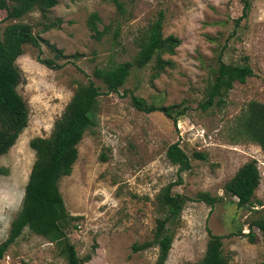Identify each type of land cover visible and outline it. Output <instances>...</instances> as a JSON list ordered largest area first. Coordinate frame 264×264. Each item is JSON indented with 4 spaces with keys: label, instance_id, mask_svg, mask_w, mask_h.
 <instances>
[{
    "label": "rangeland",
    "instance_id": "obj_1",
    "mask_svg": "<svg viewBox=\"0 0 264 264\" xmlns=\"http://www.w3.org/2000/svg\"><path fill=\"white\" fill-rule=\"evenodd\" d=\"M58 0L46 18L37 10L20 19H8L0 10V35L10 23L30 25L39 38L37 49L25 45L16 64L21 73L18 92L29 108V121L16 143L0 156V242L21 208L35 154L34 137L50 134L78 84L92 80L95 67L130 61L137 51L134 38L162 10V35H175L180 44L172 62L152 78L150 63L133 67L117 92L102 94L94 124L78 144V157L59 189L67 212L78 217L67 230L70 242L84 264H154L156 246L133 252L131 246L153 239L161 190L172 183V194L187 198L170 231L172 245L165 264H194L204 254L208 232L222 237L230 264H261L264 243L250 242L248 223L260 213L239 208L224 186L246 161L255 159L260 183L255 197L264 203V156L260 147L242 138L236 117L250 101L264 103V0H252L242 16V0ZM96 12L101 19L100 39L92 36L86 20ZM57 25L45 29V25ZM221 55L227 63L248 64L253 75L235 82L224 103L202 111L198 104L210 83ZM60 65L51 68L39 59ZM131 95L149 106L180 105L185 114L175 121L163 113L144 112L131 103ZM179 143L191 168L178 173L166 157ZM202 153L205 159L194 157ZM104 154L106 160H101ZM208 192L222 200L210 207L195 197ZM259 209V208H258ZM0 264H66L56 245L25 229Z\"/></svg>",
    "mask_w": 264,
    "mask_h": 264
},
{
    "label": "trees",
    "instance_id": "obj_2",
    "mask_svg": "<svg viewBox=\"0 0 264 264\" xmlns=\"http://www.w3.org/2000/svg\"><path fill=\"white\" fill-rule=\"evenodd\" d=\"M251 1L242 0V16L247 15ZM57 3L58 0H0V10L6 12L8 19H20L34 10L46 18L47 12ZM114 3L118 11L123 12V4L117 0H114ZM100 22L101 19L96 12L90 13L86 20L88 29L96 39L103 35L98 28ZM163 22L164 12L160 10L145 28L137 32L138 35L134 38L137 51L132 60L93 69V76L102 82L106 92L103 93L92 80L78 84L62 113L54 120L50 134L46 137H34L29 141L35 158L24 188L21 208L10 222L7 237L0 242V260L5 257L7 250L21 236L20 234L28 229L54 243L66 264H84L67 236V230L78 217L67 212L59 183L63 177L71 174L78 157V144L86 130L94 124L97 99L102 94L117 92L133 67L142 68L153 63L151 77L156 78L166 67L172 65V62L164 59L163 55L174 54L180 39L175 35H162ZM56 25L50 23L45 25V29ZM25 45L40 48L39 38L33 33L30 25L15 22L3 29L0 35V156L6 154L16 143L29 121L27 102L17 90L21 73L16 60L23 53ZM246 59L244 58L245 62L241 64L227 63L222 60L221 55L219 56L212 80L206 86L204 98L197 103L199 109L205 111L214 105L224 103V98L235 82L244 83L253 75V70ZM39 60L51 68L60 66L51 59ZM131 103L138 110L147 113L158 111L173 121L186 111V107L179 108L180 105L147 106L135 95H131ZM236 127L238 134L245 140L257 144L264 156V103L248 102L236 117ZM166 157L178 168V173L191 168L189 157L177 142L168 146ZM194 157L205 159L199 152L194 153ZM100 158L106 160L103 153ZM4 172L6 169L0 168V173ZM260 179L258 163L251 159L233 173L224 190L227 195L234 198L237 207L260 213L248 223V233H242L239 229V234H243L250 242H255L257 234L254 229H257L264 243V203L255 197ZM172 186L173 184L169 183L157 196V204L163 214L156 219V235L153 239L131 246L133 252L156 246L158 253L154 264H165L174 238L170 231L171 226L179 222L187 200L183 195L172 194ZM195 198L210 207L222 200V197L217 195L213 197L208 192H199ZM206 241L203 256L194 264H230L229 258L223 252L220 235L209 231ZM261 264H264V261Z\"/></svg>",
    "mask_w": 264,
    "mask_h": 264
}]
</instances>
